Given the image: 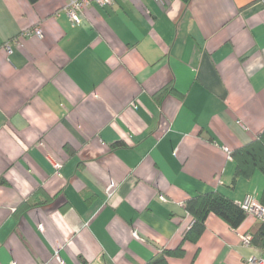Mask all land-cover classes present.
Masks as SVG:
<instances>
[{"label": "crops", "instance_id": "obj_1", "mask_svg": "<svg viewBox=\"0 0 264 264\" xmlns=\"http://www.w3.org/2000/svg\"><path fill=\"white\" fill-rule=\"evenodd\" d=\"M68 1L0 0V264L260 256L252 215L184 237L192 196L263 193L231 152L264 130V0H113L77 25Z\"/></svg>", "mask_w": 264, "mask_h": 264}, {"label": "trees", "instance_id": "obj_2", "mask_svg": "<svg viewBox=\"0 0 264 264\" xmlns=\"http://www.w3.org/2000/svg\"><path fill=\"white\" fill-rule=\"evenodd\" d=\"M168 90L169 87L166 86L155 95L157 98H161ZM231 156L236 168L233 182L239 176L249 177L255 170L260 171L264 175V130L255 140L234 149L231 152ZM260 202L264 206V190ZM185 210L192 217L193 224L184 238L192 241L203 231L205 220L211 213L220 217L233 229L238 228L248 216L238 203L218 190L192 196L185 203ZM251 235L250 243L264 250V221L259 223ZM182 254V246L174 250L165 249L146 264H167V256H181Z\"/></svg>", "mask_w": 264, "mask_h": 264}, {"label": "built area", "instance_id": "obj_3", "mask_svg": "<svg viewBox=\"0 0 264 264\" xmlns=\"http://www.w3.org/2000/svg\"><path fill=\"white\" fill-rule=\"evenodd\" d=\"M113 0H69L68 3L62 7L59 11L66 14V16L70 19L73 24H79L82 20V15L84 9L90 4L94 3L96 5L104 6L110 5ZM57 11V15L58 12ZM23 36H35L37 38H41L43 36V31L40 26L32 27L26 31H24ZM1 46V45H0ZM3 48L6 52H11V44L5 43ZM227 150V148H225ZM229 152V151H228ZM53 166L55 169L60 167L59 162H54ZM115 187V183H109L108 189L112 190ZM159 199H164L163 196H159ZM240 207L248 214L255 217L259 222L264 221V206L255 196L252 194H246L240 201L237 202ZM133 235H136L132 232ZM240 239L246 245L250 244L252 239L251 234H239ZM245 264H264V250L260 256H250L246 258Z\"/></svg>", "mask_w": 264, "mask_h": 264}]
</instances>
